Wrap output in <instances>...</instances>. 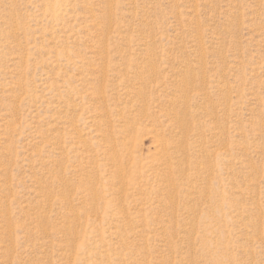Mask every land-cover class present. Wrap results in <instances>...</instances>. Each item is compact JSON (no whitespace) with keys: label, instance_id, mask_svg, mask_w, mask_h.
Segmentation results:
<instances>
[{"label":"rangeland","instance_id":"1","mask_svg":"<svg viewBox=\"0 0 264 264\" xmlns=\"http://www.w3.org/2000/svg\"><path fill=\"white\" fill-rule=\"evenodd\" d=\"M0 264H264V0H0Z\"/></svg>","mask_w":264,"mask_h":264}]
</instances>
